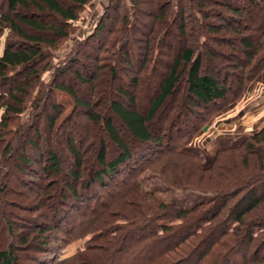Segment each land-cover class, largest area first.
I'll use <instances>...</instances> for the list:
<instances>
[{
  "label": "rangeland",
  "instance_id": "obj_1",
  "mask_svg": "<svg viewBox=\"0 0 264 264\" xmlns=\"http://www.w3.org/2000/svg\"><path fill=\"white\" fill-rule=\"evenodd\" d=\"M155 1L89 0L78 8V19L68 21L49 11H23L45 24L66 27L65 36L37 32L15 20L25 32L43 40L41 58L30 66L7 70L0 78V250H11L16 264H120L122 242L127 236L148 238L153 220L181 226L187 221L177 217L181 208L208 201L217 191L223 196L248 178L256 184L261 178L257 155L231 150L264 126V112H249L264 87L258 82L264 70L240 92L232 57L238 44L233 31L209 34L208 42L202 44L198 36L207 27L190 17V9L185 36L179 31V19L173 24L158 20L162 11ZM171 10L168 6L169 17ZM4 13H8L6 0H0V18ZM229 25L233 26L231 21L224 26ZM35 42L39 43L0 24V56L7 47L27 48ZM188 47L204 53L213 48L221 54L208 62L209 55H204L203 70L227 79V96L208 105L193 102L187 90L188 68L182 61L179 82L149 122L155 135L152 143L135 140L114 118L133 156L105 172L98 161L102 141L107 143L109 161L120 154L104 127L113 117L111 102H127L119 96L121 89L127 90L137 109L147 115L161 94V83ZM240 111L248 113L246 120L231 126L228 118ZM256 119H260L256 127L246 129V121L252 124ZM70 142L84 157L80 182L68 174L76 168ZM51 155L59 160L55 171L50 170ZM213 165L210 171L196 169ZM69 181L80 189L79 199L67 188ZM162 202L169 208L158 214L151 210V203ZM140 213L148 219L139 220ZM125 226L132 230L127 232ZM185 231L178 233L182 236ZM225 238L210 237L207 232L204 236L198 229L183 248L188 253L200 242L194 253L199 256L212 241L217 246ZM114 242L117 250L112 252ZM252 252L251 246L249 259Z\"/></svg>",
  "mask_w": 264,
  "mask_h": 264
},
{
  "label": "trees",
  "instance_id": "obj_2",
  "mask_svg": "<svg viewBox=\"0 0 264 264\" xmlns=\"http://www.w3.org/2000/svg\"><path fill=\"white\" fill-rule=\"evenodd\" d=\"M66 1L67 4L61 0H6L8 13L1 14L0 24L6 23L7 27L15 28L18 34L27 41L38 40L39 43L35 42L33 46L27 48H22L21 46L16 48L13 46L7 47L3 55L0 56V78L5 77L7 70L16 69L20 66H30L43 55L41 45L43 40L25 32L16 25V21L33 28L37 32L51 31L58 36L66 35L64 31L66 27L58 26V24H45L39 19H34L24 14L23 11L36 10L38 13L49 11L63 21L76 20L78 19V8L89 2V0ZM167 1H155L157 9L162 11L158 15V20L173 24L179 19V31L186 36L188 34L189 19L187 12L190 9L192 11L190 17H193L200 27H207V31L205 33L201 32L198 36V41L202 44L208 42L209 34H220L224 29L225 32L233 31V36L236 37L238 44L234 46L235 53L232 54V57L235 60L234 65L239 71L237 81L240 92L244 90L247 82L255 79L264 70V0ZM168 6H170V9L172 7L174 9L171 10L172 15L170 17L167 15ZM215 6H220L222 9L218 10ZM212 18L221 19V24L215 23ZM229 21L232 22L233 26L225 27V23ZM227 29L229 31H226ZM206 54L210 57H206V62L213 58L221 57V54L213 48L207 49L206 53L200 48H185L181 57L175 61L166 80L161 83V94L154 100L147 115L137 109L135 98L130 96L127 90H120L119 96L127 99V102L120 99L111 102L109 108L113 117H109L104 122V127L111 141L118 147L120 154L115 160L109 161L107 143L105 140L102 141L98 161L105 172L107 171L106 169L119 167L121 163L133 156L128 142L117 129L114 118H117L125 125L127 131L135 140L143 144L152 143L155 140V135L149 122L167 97L173 93L176 83L179 82L182 75L179 67L182 61L185 62L188 68L187 90L189 98L193 102L208 105L227 96L230 90L226 82L227 79L217 73H210L206 69L203 70L204 55ZM69 92L73 91L69 90ZM1 106L15 113L21 112L16 107L8 108L7 104H1ZM69 149L75 157L76 168L69 169L68 174L73 181L80 182L84 177V157L74 142H70ZM243 150L254 153L258 157L257 160L260 166L259 178H261L256 180L257 184L252 181V178H248L230 192L223 194V196L221 192L217 191L214 192V197L208 201L198 203L191 208H181L177 217L187 218V221L183 222L181 226L167 223L161 224L158 222L160 219L151 220L150 236L148 238L142 237L137 240L132 238L130 240L129 236H127L122 242L120 264H264V126L258 131L256 130L249 138L243 141L239 148L232 149L231 152H242ZM49 158L50 160L52 159L49 162H53V166L48 168L55 171L57 165H59V160H57L56 155H51ZM214 166L207 169L198 166L196 169L204 172L214 169ZM73 181L68 182L67 188L70 189L74 198L79 199L81 196L80 189L74 185ZM94 181L95 178L92 179V182ZM144 194L155 197L153 193L144 191ZM149 206L153 212L156 210V214H158V211L169 208L165 202L157 205L151 203ZM143 215L145 216V213ZM143 215L142 213L137 215L138 218L140 217L139 220L147 218V216L144 218ZM127 218L129 220L132 219L130 216ZM132 223L135 224L134 221ZM155 223H159V227ZM185 228L188 232L185 231L184 235L180 236ZM198 229L204 232V236L207 232L210 237H217L221 234L226 238L218 242L217 246L212 241L208 248L204 249L199 256L194 253L200 247V242L194 246L195 248L189 249L190 251L187 253L183 245L188 243L192 235H196ZM124 230L128 232L132 229H128L125 226ZM214 231L216 232L214 233ZM115 242L117 243V240ZM115 242L112 252L117 250ZM251 246L253 247V252L251 259H249L248 253ZM218 247L220 249L216 250ZM180 251H182L181 254L179 253ZM232 251L234 252L231 253ZM237 257H240L243 263H238ZM0 264H16L11 255V250H0Z\"/></svg>",
  "mask_w": 264,
  "mask_h": 264
},
{
  "label": "crops",
  "instance_id": "obj_3",
  "mask_svg": "<svg viewBox=\"0 0 264 264\" xmlns=\"http://www.w3.org/2000/svg\"><path fill=\"white\" fill-rule=\"evenodd\" d=\"M258 82L262 83V85H264V74H263L262 77L259 78ZM257 93H259V94L256 95V97H255V100H256L255 103L256 104H255V106L252 109L250 108L251 110H249V112H252L253 110L257 109L258 110L257 112L254 111L255 114L256 113L259 114L261 112H264V94H263L264 93V87L261 88V92L258 91ZM250 95L251 94H249L248 98H250ZM247 114L248 113H246L245 111H240L239 113H237V114H235L233 116H230V118H228V120H230L229 122H230V124H232L231 126H236L240 121L244 120V118L246 120V115ZM259 120L256 119L255 122L252 123V124H251V121H246L248 123V127H246V129H250L252 127L255 128L256 127L255 125H257ZM261 121H262V119H261Z\"/></svg>",
  "mask_w": 264,
  "mask_h": 264
}]
</instances>
